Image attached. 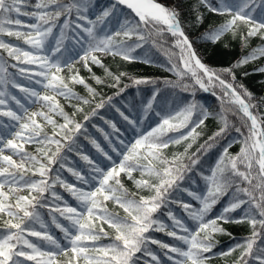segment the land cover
Wrapping results in <instances>:
<instances>
[{
  "label": "snow or ice",
  "instance_id": "1",
  "mask_svg": "<svg viewBox=\"0 0 264 264\" xmlns=\"http://www.w3.org/2000/svg\"><path fill=\"white\" fill-rule=\"evenodd\" d=\"M199 3L213 13L230 17L223 24L205 32L202 39L215 43L226 33L235 34L238 22L248 26V37L260 34L264 39V0H261L262 7L258 18L253 16L255 0H215V2L199 0ZM116 4L126 6L134 15L120 25L119 31L107 34L102 26L116 8ZM116 4L105 8L95 19H90L87 13L91 0H67V2L36 0L34 4L29 0H0V36L15 37L28 46L26 50L0 39V49L18 62L36 66L38 70L22 67L20 73H31V76L38 77L36 84L53 93V95H41L35 89L21 88V91L35 98L36 102H43L48 109L47 112L28 113L15 96L11 98L23 109V115L11 108L0 109V117H8L10 121L17 122L5 124L0 121V215L7 216L0 227V264H25L26 261H32L34 264H60L57 257L60 255L67 257L69 251L72 256L67 264H80L81 259L83 264H136L133 257L141 251L151 256L155 264H162L159 257L147 249L149 242L167 250L164 255L173 264H205L208 257L204 254L214 247L213 234L225 232L220 222H247L252 229L250 236L242 243L234 245L221 255H230L236 249H242L240 260L244 261V264H249L248 260H244L246 256L253 264H264V246H257L258 239L264 244V125L250 110L255 107L248 102L252 94L244 89L243 85L235 83L232 68L217 70L202 61L193 42L189 40L181 26L180 12L176 6H165L158 0H116ZM28 7L33 10L22 11V8ZM73 14H75L74 20ZM20 16L29 17L32 22L26 23L19 18ZM61 17H65L62 25L59 24ZM196 19L200 20L202 17L198 15ZM77 21H86V24ZM73 24H75L73 30L77 31L80 37L77 43L80 44L83 52L79 58L85 63L90 59L95 64H101L97 53L120 56L128 61L136 60L138 57L133 56L132 53L137 48L143 47L142 42L150 40L153 46L159 47L167 57L166 70L176 76V80L164 81L166 87L179 89L194 97L197 87L207 92L210 88L219 86L223 93L220 97L222 104L227 102L236 105L237 112L247 118L241 127L233 125L235 131L243 137L239 153L230 156L228 148H224L223 154L210 168V174L203 177L206 191L202 194L189 193L199 202V207L182 205L187 213L188 223L178 219L171 212L168 213L174 229H179V232L172 230L166 234L173 237L178 242L176 244L153 239L150 230L164 231L168 227L154 219V213L164 202V194L167 190L177 180L183 179V172L199 163L195 155L188 157V164L182 162L191 143L185 148L184 154L174 155L171 160L163 155V150L170 144H180L189 138L194 140L199 135L196 129L204 123L209 113L203 105H200V115L203 118L192 121V116L198 107L195 99L189 100L177 96L173 101L176 106L174 109L170 107L166 113L163 108L161 111H156L157 107H161L157 103L161 90L157 87L149 97L141 100L142 116L138 115L136 119L131 120L117 109L120 116L132 125L138 134L128 145L123 141L118 145H112L109 141L118 163L108 152L100 148L95 140L92 141L112 166L101 167L88 156H83L82 158L91 166V171L87 175L69 169L81 185L88 186L87 190L82 186L77 187L75 184L67 183L59 175L54 178L49 176L52 171L50 165L57 162L62 147L61 140L56 138L57 135H62L64 140H70L72 137L67 133L79 131L81 128V125L75 123L63 110L56 97L76 98L83 104L89 103L88 99L74 93L69 83L65 81V77L61 75L64 68L69 70L72 68L70 63L72 57L67 55L68 50L64 41L65 29L72 27ZM98 26H100L99 30H97ZM57 27H59L58 36L54 33ZM21 28H26L27 31H21ZM166 34L174 38L168 48L163 47V38ZM121 36L128 40L135 36L137 42L134 46L127 45L125 39H117ZM172 49H178V52ZM260 56H264V47L253 49L251 53L242 57L236 66L246 64ZM143 62L151 63L147 59ZM259 71H264V68ZM6 72L7 68L0 63V73ZM225 74L231 76V82L222 78ZM113 79L118 84L120 76H113ZM96 80L97 83L102 82L99 77H96ZM70 81L85 83L78 75H72ZM132 82L135 85L156 84L155 80L149 78L133 79ZM0 83H5L3 77H0ZM14 86L20 87V85ZM85 87L89 93L95 95V89L86 84ZM6 102L5 93L0 92V106L6 105ZM96 107H103V102ZM82 110L77 107V111ZM50 113L63 117L64 123L57 125ZM150 113L159 118L158 122L144 130L139 129L137 126L143 124ZM92 114L95 115V109ZM37 117H42L46 124L52 126L53 132L50 136L43 133L44 126L38 122ZM87 119L88 117L85 116V120ZM221 120L223 127L209 137L210 140L221 136L229 127L226 116H221ZM190 122L194 126H190ZM112 127L115 128V124ZM242 128L247 129V135H244ZM182 129L189 130L182 132ZM172 133L176 135H170ZM105 135L107 138V134ZM30 143L42 145L38 148L39 156L26 151L25 145ZM52 146H55V151L51 150ZM5 150H10L12 154L6 155ZM14 156L18 159H14ZM44 160L47 163H44ZM161 165L163 167H160ZM135 170H140L142 176L156 178V183H152L149 179L135 182L138 187L154 192V195L139 196L137 199L134 193H129L124 188L120 174L126 173L131 177ZM37 174L39 179H33ZM56 183L61 184L76 201L75 207L68 205L66 200H63V207L49 206L50 214L59 213V216L68 222L65 225L60 223L55 215L52 216V223L63 233V239L67 241L65 245H62L56 236L50 234L48 226L41 220L37 211L38 206H48L42 203L45 193L51 191L54 201H62V197L52 191ZM25 191L27 195L21 194ZM223 198H227V203L222 206L218 214L209 218V214ZM108 201H113L123 209L125 216L121 217L109 211L106 206ZM237 212L239 215L234 216L233 213ZM97 221L100 222V226L97 225ZM36 224H39L40 230H36ZM103 224L113 229L115 236L111 243L97 246L96 242L101 236H108ZM29 237H35L37 241L33 242Z\"/></svg>",
  "mask_w": 264,
  "mask_h": 264
},
{
  "label": "trees",
  "instance_id": "2",
  "mask_svg": "<svg viewBox=\"0 0 264 264\" xmlns=\"http://www.w3.org/2000/svg\"><path fill=\"white\" fill-rule=\"evenodd\" d=\"M165 6H176L180 12V22L185 33L188 35L190 40L193 42L196 49L199 51L200 55L203 57V61L212 68L217 70L223 68H232L235 74V83L237 85H243L244 89L252 94L251 98L248 100L250 104L255 105L252 108L254 114L257 116L258 120L264 125V71H259V69L264 68V56H260L255 60L243 64L241 66H236L237 62L244 56L248 55L260 47H264V39L261 35L248 37L247 31L248 26L242 23L237 24L235 29V34L232 32L226 33L218 42L212 43L211 41H206L202 39V35L209 29L215 28L223 24L228 17L227 15H218L209 11L206 7L201 6L199 0H158ZM31 4H34L36 0H29ZM67 2V0H65ZM105 3L106 6L111 7L116 4V0H97V10L89 9L87 15L90 19H95L97 15L101 12L98 10V5ZM215 2V0H214ZM117 5V10L111 14L109 19V27L113 32L120 30V25L126 20L131 19L134 14L130 12L129 9L124 5ZM261 0H255V11L253 12L254 17H259L261 13ZM33 8H22V11H32ZM119 13H122L121 21L117 23L119 18ZM200 15L202 19L197 20L196 17ZM22 21L26 20V16L19 17ZM65 17H61L59 24ZM75 19V14H73V20ZM30 21L29 23H31ZM78 23H84L86 21H77ZM73 26V25H72ZM58 34H59V27ZM70 28H66V33H70ZM21 31H27V29H20ZM99 30V27L98 29ZM107 34H112L107 32ZM11 41L22 42V40H17L15 37L0 36ZM117 39H125V43L130 46H134L136 37L133 36L132 39L128 40L124 37H117ZM174 38L166 34L163 38V47L168 48L173 42ZM6 43H11L7 42ZM143 47L137 48L134 53L138 59L136 60H124L120 56H113L110 54L97 53L96 55L101 61V64H95L90 59L85 63L81 60L74 66L71 70L64 68L61 75L65 77V81L69 83V87L78 96L89 100L88 104H83L79 99L69 98L66 99L63 96H57L56 99L59 101L63 110L71 117L75 123H79L81 128L79 131H73L67 133L72 139L64 140L62 135H57V139L61 140L62 147L60 149V155L57 157V162L50 165L52 171L49 176L54 178L59 175L60 178L69 184H75L77 187H84L86 190L87 185H81V183L73 175V171L80 172L82 175H87L91 171V166L88 161L84 160L83 156H88L89 159L93 160L95 163H99L101 167L105 165L111 167L112 163L106 159L102 152H100L95 145L92 143L93 140L100 145V148L108 152L109 155L113 157L118 163V158L114 152H112V145L120 144L123 141L125 145H128L130 141H133L137 132L134 130L132 125H129L127 121L120 116L117 109L123 112L125 115L129 116V119L134 120L138 115L142 116L140 112L141 100L149 97L151 92L155 88H160L161 95L157 97V103L161 107H157L156 111H161V108L165 110L175 108L173 101L177 96L181 98H187L189 100L195 99L198 104L195 110L192 121H198V119L203 118L201 113L200 105L209 113L208 117L204 119V123L200 125L196 131L199 133L195 139L189 138L188 140L182 141L180 144H170L167 149L163 150V155L166 159L171 160L174 155L184 154L185 148L191 143V147L187 149V153L183 157V163L188 164V157L195 155L199 163L195 166H191L189 170L183 172V179L177 180V182L167 190L164 194L165 199L161 204V207L154 213V219L160 221L161 223L167 225L164 231L150 230V235L153 239L159 240L163 243L176 244L177 241L173 237L168 236L166 233L168 231L179 229H174L173 222L168 216L171 212L178 219L184 220L188 223L187 213L183 209V204H190L193 208L199 207V202L196 201L193 196L189 193L202 194L206 191V182L204 176L209 175V170L213 167L219 157L223 154L224 148H228V154L230 156H235L239 153L242 146L243 137L235 131V127H241L246 117H243L242 113L237 112V106L224 102L222 104L220 97L223 93L219 86L215 88H210L209 91L205 92L197 87L195 90V96L192 97L189 93L181 92L179 89H170L165 86V80H176V76L173 72L166 70L168 67L167 57L164 55L163 51L159 47L153 46L152 42H142ZM14 44V43H11ZM16 45V44H14ZM19 46V45H18ZM21 47V46H20ZM172 51L178 52V49H172ZM0 52L7 55V52L0 49ZM145 59L150 60L151 63L143 62ZM10 67L9 69L13 72L14 76L22 79L25 82H33L31 73L21 74L20 68L27 67L30 69L38 70L34 65H25L22 62H18L13 58L9 57ZM15 65V67H13ZM107 70V71H106ZM111 73L112 75H109ZM124 73V75H120ZM72 75H78L79 78L84 80V84L75 83L70 81ZM113 76H120V81L117 84L113 79ZM34 78H37L33 76ZM96 77H99L102 81L97 83ZM138 78H149L156 81V84L148 85H135L133 84V79ZM222 78L227 79L231 82V76L225 74ZM85 84L95 89V95L88 92ZM22 85V84H19ZM128 87H125V86ZM44 89V88H43ZM123 89V91H121ZM45 90V89H44ZM239 90V89H238ZM0 92H2L0 88ZM48 95H53V93L45 90ZM215 92V95H213ZM15 96L16 100L20 101V105H26L29 102L28 93L20 92L19 95ZM10 97L12 106L3 108L7 110L19 111L23 109L20 105L16 103ZM32 98V97H31ZM111 98V100H109ZM35 101V98H32ZM227 98H225L226 100ZM103 102V107L97 108L96 106ZM77 107L82 108V111H77ZM95 109V115H93V110ZM223 109V111H222ZM45 111L47 112V107L44 106L43 102H37V105L32 112ZM53 119L56 120L57 125L64 123L63 117L58 114H52ZM85 116L88 117L85 120ZM221 116H226L229 127L221 136L215 137V139L210 140L214 133L218 132L221 127H223V122ZM3 119V117H0ZM157 117L153 114H149L148 118L143 124L137 127L141 130L148 128L149 125L154 126L158 122ZM4 120H10L8 117H4ZM37 120L43 127V133L51 135L53 128L51 125L46 124L42 117H37ZM250 124V121H248ZM115 124V128L112 125ZM190 126H194L190 122ZM74 127V125L72 126ZM189 129H182V132H186ZM244 135H247V129H241ZM107 134V138L106 135ZM170 135H176L172 133ZM112 142V145L109 144ZM229 145H231L229 147ZM204 146V147H202ZM42 145L37 143L26 144V151L39 156L38 148ZM52 151H55V146H52ZM199 150V151H198ZM122 158V157H121ZM47 163L46 160L43 161ZM160 167H163L161 165ZM243 170V167H241ZM255 174V167H254ZM33 179H39L38 174L33 177ZM140 179H149L152 183H156L155 177H148L147 175L142 176L140 170H135L132 172L131 177L126 173L120 174V181L124 188L127 189L129 193H134L135 198L139 196H150L154 195V192L149 189L140 188L135 183ZM7 190V189H5ZM52 191H55L57 195L62 197V201H54L51 191L45 193V199L42 203L48 206L39 207L37 211L40 213L41 220L48 226L50 234L56 236L62 245L67 244V241L63 239V233L55 227L52 223V216L55 215L60 223L67 225V221L59 216V213L49 212V206L55 207L57 205L63 207V200L68 202V205L75 207L76 201L71 196V194L59 183L53 186ZM27 195L25 191L21 193ZM227 203V198H223L220 203H218L212 213L209 214V218H212L215 214L221 210L222 206ZM106 206L109 211L119 214V216H125L123 209H121L113 201L106 202ZM234 216H238L239 212L233 213ZM7 219V216L0 215V227H2V221ZM221 226L225 229L223 233H214L213 242L214 247L208 253L204 255L207 256L205 264H244V261L240 260V255L242 249H236L230 255H221L223 252H227L229 248L234 247L238 243H242L251 234V226L245 223H223L220 222ZM97 225L100 226V222L97 221ZM104 230L108 233L107 237L101 236V239L96 242L97 246L106 245L112 242L115 232L113 229L109 228L107 224L102 225ZM259 228V226H257ZM36 230H40L39 224H36ZM33 242L37 241L35 237H29ZM89 244L91 242H88ZM257 246H264L261 240H257ZM147 249L159 257L162 264H173L171 260H168L164 255L165 249H161L158 244H147ZM170 255H175L171 254ZM72 256L69 251L68 256L60 255L57 259L60 264H67L68 259ZM23 259V258H21ZM133 259L136 264H155L151 256L146 255L143 251L137 252ZM244 260H248L249 264H253L249 257H244ZM25 264H34L32 261H26ZM80 264H83V260H80Z\"/></svg>",
  "mask_w": 264,
  "mask_h": 264
},
{
  "label": "rangeland",
  "instance_id": "3",
  "mask_svg": "<svg viewBox=\"0 0 264 264\" xmlns=\"http://www.w3.org/2000/svg\"><path fill=\"white\" fill-rule=\"evenodd\" d=\"M199 56H200V55H199ZM13 158H14V159H18V157H16V156H14Z\"/></svg>",
  "mask_w": 264,
  "mask_h": 264
}]
</instances>
